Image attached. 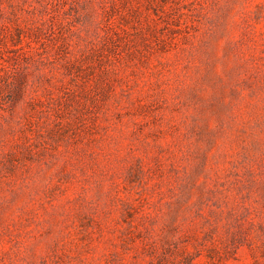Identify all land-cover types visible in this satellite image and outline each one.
<instances>
[{
	"label": "rangeland",
	"instance_id": "374dc122",
	"mask_svg": "<svg viewBox=\"0 0 264 264\" xmlns=\"http://www.w3.org/2000/svg\"><path fill=\"white\" fill-rule=\"evenodd\" d=\"M0 264H264V0H0Z\"/></svg>",
	"mask_w": 264,
	"mask_h": 264
}]
</instances>
